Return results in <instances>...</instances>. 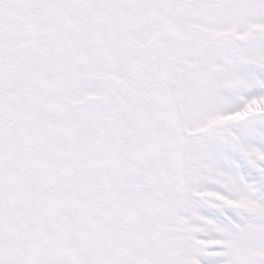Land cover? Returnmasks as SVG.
<instances>
[{
  "label": "snow or ice",
  "instance_id": "obj_1",
  "mask_svg": "<svg viewBox=\"0 0 264 264\" xmlns=\"http://www.w3.org/2000/svg\"><path fill=\"white\" fill-rule=\"evenodd\" d=\"M0 264H264V0H0Z\"/></svg>",
  "mask_w": 264,
  "mask_h": 264
}]
</instances>
